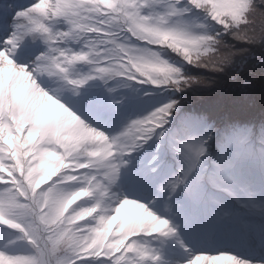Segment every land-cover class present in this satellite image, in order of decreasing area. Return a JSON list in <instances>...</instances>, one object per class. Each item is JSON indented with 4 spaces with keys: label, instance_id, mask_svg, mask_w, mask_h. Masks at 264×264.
Segmentation results:
<instances>
[{
    "label": "snow or ice",
    "instance_id": "obj_1",
    "mask_svg": "<svg viewBox=\"0 0 264 264\" xmlns=\"http://www.w3.org/2000/svg\"><path fill=\"white\" fill-rule=\"evenodd\" d=\"M257 15L264 0H0V264H264L228 247L264 246V122L217 127L177 98L213 82L186 66L264 47Z\"/></svg>",
    "mask_w": 264,
    "mask_h": 264
},
{
    "label": "trees",
    "instance_id": "obj_2",
    "mask_svg": "<svg viewBox=\"0 0 264 264\" xmlns=\"http://www.w3.org/2000/svg\"><path fill=\"white\" fill-rule=\"evenodd\" d=\"M230 41L231 39L229 38L228 42L230 43ZM261 58H263V61H261ZM255 67V72L259 70L260 73L255 75L253 79L247 80H250V82L257 84L261 82V84L259 88L253 91L243 92L237 90V88L235 87V83L231 81L230 78H232L233 75L239 76L241 73H231L229 76H225V80L223 83L218 82V79L214 78L212 79L213 82L209 83L206 87L193 86L187 88L182 93L177 94V98L179 99L182 96L183 99L180 102L184 103L191 97L197 98L200 96V94L209 91H218V94L222 95V100L224 99L225 101H228L229 105L234 103V106L232 108L233 116H239L243 120H246V124L248 126H251L254 132H256L258 121H260L264 117V53L259 56V61L257 62ZM188 70V73L194 76L203 75V72H207L203 69H199L193 66H188ZM229 91H232V93H230ZM241 93H246L249 96L240 97L239 94ZM219 111L223 113V105L220 107ZM254 112H257V114L256 116L252 117V114Z\"/></svg>",
    "mask_w": 264,
    "mask_h": 264
},
{
    "label": "rangeland",
    "instance_id": "obj_3",
    "mask_svg": "<svg viewBox=\"0 0 264 264\" xmlns=\"http://www.w3.org/2000/svg\"><path fill=\"white\" fill-rule=\"evenodd\" d=\"M16 3H25L26 0H15ZM255 25L256 29L259 32L260 28L264 26V18L257 15L255 18ZM230 43H234L233 41H230ZM237 48H243L247 47L249 48V51L247 53H244L242 55H238L235 58V63L227 69L224 73L214 74L209 72H203V75L210 76L211 79L217 78L218 82H224L225 76H229L231 73H241L236 79H230L235 83V87L239 91L248 92L253 91L257 88H259L261 82L259 84L252 83L250 80L247 79H253V77L260 73L259 70L255 72L256 64L259 61V56L264 53V47L261 46H249V45H243V44H236ZM261 61H263V58H261ZM253 72V73H249ZM247 80L248 83L245 84L244 81ZM232 93V91H229ZM240 97H246L249 96L246 93L239 94ZM212 152L216 151L215 146H212L211 149ZM222 226L226 227H233L231 225H228V222H222ZM234 231H239L237 228H233ZM4 238V234L0 232V239ZM171 245H169L168 248L164 249V259L170 258V249ZM230 249L236 253L237 255L243 257V258H252L257 261H264V246H260L259 244H252L248 245L244 242H237L228 245Z\"/></svg>",
    "mask_w": 264,
    "mask_h": 264
}]
</instances>
